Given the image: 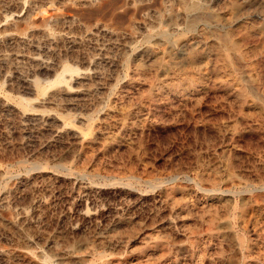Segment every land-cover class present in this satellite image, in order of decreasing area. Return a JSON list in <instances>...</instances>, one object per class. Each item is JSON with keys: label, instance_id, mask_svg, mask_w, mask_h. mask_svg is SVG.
I'll return each mask as SVG.
<instances>
[{"label": "rangeland", "instance_id": "obj_1", "mask_svg": "<svg viewBox=\"0 0 264 264\" xmlns=\"http://www.w3.org/2000/svg\"><path fill=\"white\" fill-rule=\"evenodd\" d=\"M49 262L264 264V0H0V264Z\"/></svg>", "mask_w": 264, "mask_h": 264}, {"label": "bare ground", "instance_id": "obj_2", "mask_svg": "<svg viewBox=\"0 0 264 264\" xmlns=\"http://www.w3.org/2000/svg\"><path fill=\"white\" fill-rule=\"evenodd\" d=\"M55 21V20H54ZM65 71H70V72H73V71H75V69L73 68V67H69V68H67ZM65 80V76L63 75V74H61L60 76L58 75V77L56 78V80H55V82L54 83H60V82H63ZM36 82V81H35ZM51 82H49V84H48V86H51ZM38 87L37 88H39V90H38V93H41V92H45V90L47 89V87L46 86H43V85H37ZM40 91V92H39ZM24 101V100H23ZM23 101H22V103H23ZM21 103V102H20ZM48 260V259H47ZM50 260V259H49ZM49 264H51V262H49Z\"/></svg>", "mask_w": 264, "mask_h": 264}]
</instances>
